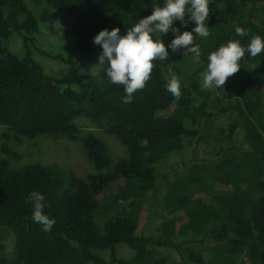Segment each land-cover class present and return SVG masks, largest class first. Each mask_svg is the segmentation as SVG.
<instances>
[{"label": "trees", "instance_id": "trees-1", "mask_svg": "<svg viewBox=\"0 0 264 264\" xmlns=\"http://www.w3.org/2000/svg\"><path fill=\"white\" fill-rule=\"evenodd\" d=\"M162 4L0 0V124L9 130L0 146V264H264V50L245 52L224 88L200 87L211 51L229 40L246 46L254 35L264 38V0H209L210 34L193 33L199 55L169 50L166 61L154 60L130 103L122 102L123 86L109 82L106 62L96 73L84 71L102 52L95 34L114 27L123 34ZM56 20L73 39L60 51L43 49L37 35ZM237 26L247 35L237 36ZM12 34L22 56L5 44ZM162 38L167 44L172 33ZM34 47L63 69L48 73ZM173 77L179 96L165 88ZM81 117L119 138L127 155L114 161L100 136L82 131ZM40 135L79 141L100 171L82 178L58 165L14 167L19 154L8 141ZM202 148L212 154L196 152ZM185 149L189 160L158 168ZM33 190L43 193V211L54 220L48 232L31 219ZM145 211L159 212L155 232L140 228ZM119 244L132 255H120ZM162 247L178 258L160 255Z\"/></svg>", "mask_w": 264, "mask_h": 264}, {"label": "clouds", "instance_id": "clouds-1", "mask_svg": "<svg viewBox=\"0 0 264 264\" xmlns=\"http://www.w3.org/2000/svg\"><path fill=\"white\" fill-rule=\"evenodd\" d=\"M208 3L209 0H163L162 6L152 8L149 15L139 19L123 34L118 27H114L110 30L104 28L94 35L92 42L102 49L98 64L106 62L109 82L123 86V103L132 101L134 92L142 89L150 78L153 61H166L169 50L179 52L183 49L199 55L200 49L193 43V33L202 38L209 36L205 23L209 16ZM176 21L180 22L179 27L175 25ZM189 23L193 27L181 31V27L186 28ZM169 32L172 33V38L166 44L162 37ZM235 34L243 37L247 35V31L237 26ZM262 50L264 38L259 35L252 36L246 46H242L238 40H229L220 45L207 56L206 67L200 73V87L224 88L228 77L239 70L245 52L256 57ZM165 88L173 96L180 95V85L175 77L166 81ZM28 199L32 205V221L40 225L44 232H48L54 220L43 211L45 196L40 191L33 190Z\"/></svg>", "mask_w": 264, "mask_h": 264}, {"label": "rangeland", "instance_id": "rangeland-1", "mask_svg": "<svg viewBox=\"0 0 264 264\" xmlns=\"http://www.w3.org/2000/svg\"><path fill=\"white\" fill-rule=\"evenodd\" d=\"M141 14L133 16V20H136ZM73 37L65 34L62 25L59 20H56L53 30L41 31L37 35L38 45L43 49L60 51L61 48ZM5 44L18 56H22L24 48L21 43V39L16 35L12 34L6 41ZM33 57L38 60L48 73H58L64 67L63 63L59 60L54 59L46 54H43L38 48H32ZM100 65L96 63H84L85 72H98ZM78 123L83 132H94L100 136L109 147V154L111 158L116 161L127 155V148L121 142L119 138L114 135L108 134L103 128L98 127L91 123L84 117L78 118ZM9 132L8 128L0 124V146L4 141V133ZM8 143L11 148L14 149L19 157L12 158L11 163L14 167H19L26 163H42L46 165H58L72 169L75 174L79 177L86 178L89 174L97 173L100 170L97 169L93 163L86 156L83 150L82 144L77 141L68 138L67 136L53 137L52 135H40L34 138L23 137L17 139L12 137ZM197 153L206 154L210 156L212 154L211 149L196 150ZM190 150L185 149L181 152L171 155L166 161L159 165V169H165L172 165H179L183 160H189ZM0 148V157H3ZM196 170V167L193 171ZM159 212L148 213L144 212V216L141 220L140 228L145 232H155L156 224L159 221ZM157 220V221H156ZM99 227L102 229V220H98ZM171 230L172 227H167ZM11 245V242H9ZM12 248V247H11ZM8 251L7 255H11L12 249ZM120 255L130 257L132 250L124 244L117 246ZM160 255L168 258H178L176 252L170 248L162 247L160 249Z\"/></svg>", "mask_w": 264, "mask_h": 264}]
</instances>
